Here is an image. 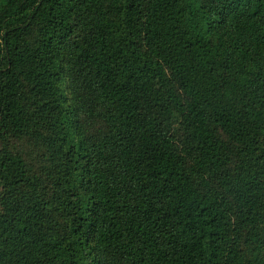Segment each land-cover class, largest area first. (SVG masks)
I'll return each mask as SVG.
<instances>
[{
  "label": "trees",
  "instance_id": "1",
  "mask_svg": "<svg viewBox=\"0 0 264 264\" xmlns=\"http://www.w3.org/2000/svg\"><path fill=\"white\" fill-rule=\"evenodd\" d=\"M0 264H264V0H0Z\"/></svg>",
  "mask_w": 264,
  "mask_h": 264
}]
</instances>
